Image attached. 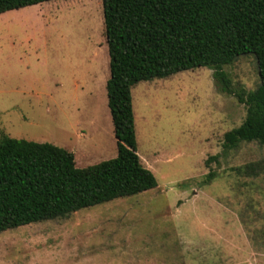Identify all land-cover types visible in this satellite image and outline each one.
<instances>
[{"label":"rangeland","instance_id":"1","mask_svg":"<svg viewBox=\"0 0 264 264\" xmlns=\"http://www.w3.org/2000/svg\"><path fill=\"white\" fill-rule=\"evenodd\" d=\"M224 70L236 91L261 86L253 55ZM109 79L103 0L0 15V137L66 149L78 168L116 158ZM132 100L157 187L2 232L0 264H264V146L223 148L246 106L204 67L140 82Z\"/></svg>","mask_w":264,"mask_h":264},{"label":"trees","instance_id":"2","mask_svg":"<svg viewBox=\"0 0 264 264\" xmlns=\"http://www.w3.org/2000/svg\"><path fill=\"white\" fill-rule=\"evenodd\" d=\"M50 1L0 0V15ZM103 13L118 155L78 168L66 149L2 135L0 233L157 187L137 153L132 89L140 82L211 69L218 88L247 108L244 122L224 135V150L243 142L264 146V0H103ZM246 55L258 63L261 86L253 92L233 89L224 70ZM214 176L211 171L208 182Z\"/></svg>","mask_w":264,"mask_h":264}]
</instances>
